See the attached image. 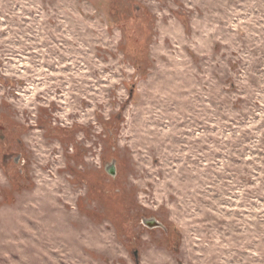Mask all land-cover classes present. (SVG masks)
Listing matches in <instances>:
<instances>
[{"label": "rangeland", "instance_id": "rangeland-1", "mask_svg": "<svg viewBox=\"0 0 264 264\" xmlns=\"http://www.w3.org/2000/svg\"><path fill=\"white\" fill-rule=\"evenodd\" d=\"M0 264H264V0H0Z\"/></svg>", "mask_w": 264, "mask_h": 264}, {"label": "water", "instance_id": "water-1", "mask_svg": "<svg viewBox=\"0 0 264 264\" xmlns=\"http://www.w3.org/2000/svg\"><path fill=\"white\" fill-rule=\"evenodd\" d=\"M153 226H156L155 224Z\"/></svg>", "mask_w": 264, "mask_h": 264}]
</instances>
